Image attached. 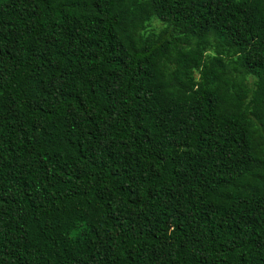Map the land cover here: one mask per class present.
I'll return each mask as SVG.
<instances>
[{
  "label": "trees",
  "instance_id": "16d2710c",
  "mask_svg": "<svg viewBox=\"0 0 264 264\" xmlns=\"http://www.w3.org/2000/svg\"><path fill=\"white\" fill-rule=\"evenodd\" d=\"M0 264H264V0H0Z\"/></svg>",
  "mask_w": 264,
  "mask_h": 264
}]
</instances>
